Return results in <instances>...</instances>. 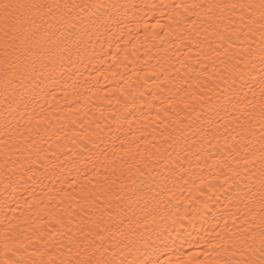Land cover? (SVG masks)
Wrapping results in <instances>:
<instances>
[{
	"label": "bare ground",
	"instance_id": "bare-ground-1",
	"mask_svg": "<svg viewBox=\"0 0 264 264\" xmlns=\"http://www.w3.org/2000/svg\"><path fill=\"white\" fill-rule=\"evenodd\" d=\"M41 2L69 5L46 45L7 73L0 50V264L58 262L56 221L78 236L101 212L129 225V260L238 264L264 210L260 125L233 106L261 99L264 62L207 5L243 0Z\"/></svg>",
	"mask_w": 264,
	"mask_h": 264
},
{
	"label": "snow or ice",
	"instance_id": "snow-or-ice-1",
	"mask_svg": "<svg viewBox=\"0 0 264 264\" xmlns=\"http://www.w3.org/2000/svg\"><path fill=\"white\" fill-rule=\"evenodd\" d=\"M198 7L205 6L199 5ZM207 7L210 20L213 9L220 14H231L228 16L229 26L232 27V35L238 40H247L249 36H255L258 32L261 42L259 55L264 62V0H258V2L257 0H252V2L243 0V2L212 4L207 5ZM61 8L66 10L69 5L41 2V0H0V50L3 53L2 63L6 73L12 69L15 62L13 58L18 60V52L21 55L31 54L34 48L40 49L46 45L49 38L45 25H50L52 21L64 23V17L60 13ZM237 9L240 10L239 24L242 25L239 29L233 26L235 21L232 20V16L237 14ZM220 39L224 40L225 37L221 34ZM33 70H35L34 66ZM248 106H251L250 112L236 108L235 105L233 107L237 112H240V116H237L236 120L244 119L248 122L246 131L249 137H255V132L252 130L253 121L260 125L261 134L256 137L261 144L258 157L260 163L259 205L264 210V89L261 91V99L250 102L249 105H246V107ZM240 127L244 128V125H240ZM249 142L251 143V141ZM244 147L247 149L248 146L244 145ZM244 160L245 164L255 163V160L247 155H245ZM252 211L249 209L248 214L252 215ZM95 215L94 213L93 216L95 217ZM255 219L256 217L253 216V223ZM260 222L259 232H250L245 229L244 233L241 234L242 238L234 243V247L243 249L241 254L244 259L238 264H264V211L260 215ZM56 225L60 227L53 230L58 232L63 239L57 240L53 247L61 252V258L57 262V259L48 253V259L44 260L43 257L46 253L38 250L36 254L40 259L34 261L33 264H149L148 261L127 259L132 248L135 247V243L129 234L121 232L120 225L125 228L129 227L123 219L117 222L112 219L111 215L106 219L104 213L101 212L98 217L90 218L87 224L79 227L78 236L69 234L72 231L71 228L68 229L67 233L61 231L66 226L64 221L57 220ZM114 234H118L122 239L111 243L109 246L108 242L112 240ZM125 240L128 241L125 244L128 251L118 250L119 245ZM197 264H205V262L197 261Z\"/></svg>",
	"mask_w": 264,
	"mask_h": 264
}]
</instances>
